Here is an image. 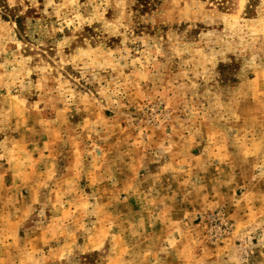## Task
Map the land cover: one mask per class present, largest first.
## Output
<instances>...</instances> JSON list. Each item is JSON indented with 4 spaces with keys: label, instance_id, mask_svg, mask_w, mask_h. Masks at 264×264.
I'll list each match as a JSON object with an SVG mask.
<instances>
[{
    "label": "rangeland",
    "instance_id": "374dc122",
    "mask_svg": "<svg viewBox=\"0 0 264 264\" xmlns=\"http://www.w3.org/2000/svg\"><path fill=\"white\" fill-rule=\"evenodd\" d=\"M0 264H264V0H0Z\"/></svg>",
    "mask_w": 264,
    "mask_h": 264
},
{
    "label": "trees",
    "instance_id": "16d2710c",
    "mask_svg": "<svg viewBox=\"0 0 264 264\" xmlns=\"http://www.w3.org/2000/svg\"><path fill=\"white\" fill-rule=\"evenodd\" d=\"M210 1H212V2L215 3V4H218L219 6H221L222 3L225 2V0H210Z\"/></svg>",
    "mask_w": 264,
    "mask_h": 264
}]
</instances>
